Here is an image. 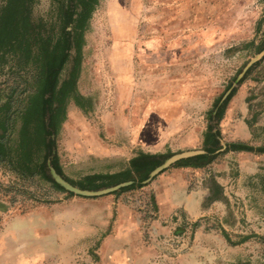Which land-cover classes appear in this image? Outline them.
Masks as SVG:
<instances>
[{
	"label": "rangeland",
	"instance_id": "1",
	"mask_svg": "<svg viewBox=\"0 0 264 264\" xmlns=\"http://www.w3.org/2000/svg\"><path fill=\"white\" fill-rule=\"evenodd\" d=\"M53 3L38 0L33 19L51 18ZM140 38L160 43L163 66L158 92L148 87L139 98L147 109L141 139L158 140L168 153L165 158L182 151L204 150L203 133L208 124L216 122L208 111L220 95L223 99L234 89L215 127L220 143L224 147L241 140L254 147L264 145V54L254 64L255 56L264 53V0H102L85 33L78 80V90L90 97L91 107L116 102L115 95L120 92L122 96V87L128 84L122 71L110 69V46ZM148 50H136L142 51L140 56L147 63L156 57L146 54ZM127 51L121 47L115 50L120 57ZM169 62L172 65L166 67ZM71 63L65 64L61 79ZM116 63L115 68L121 69V61ZM5 77L0 76L1 83ZM120 103L115 109L122 107ZM113 105L108 106L110 112ZM67 109L73 113L71 126L85 124L82 117H76L80 113L74 101H69ZM88 130L87 140H94L95 129ZM98 132L95 140L121 134V130L102 127ZM58 139L57 133L63 178L77 180L90 172L117 170L125 163L100 157H96L97 162H77L73 155L63 160L58 154ZM191 170L188 184L194 193L188 209H177L164 231L152 227L155 239L148 242L144 256L125 264H264V153L227 151ZM130 191L69 195L54 189L38 174L22 178L0 164V264H109L108 258L101 259L97 252L100 241L91 240L87 233H79L76 243L58 247L63 238L71 240L73 227L72 223L60 224L59 216L70 213L64 201L71 197L128 198L135 194ZM20 249L24 254L15 258ZM69 252L75 254L70 256Z\"/></svg>",
	"mask_w": 264,
	"mask_h": 264
},
{
	"label": "trees",
	"instance_id": "2",
	"mask_svg": "<svg viewBox=\"0 0 264 264\" xmlns=\"http://www.w3.org/2000/svg\"><path fill=\"white\" fill-rule=\"evenodd\" d=\"M37 1L2 0L0 4V76H6V88L0 85V164L22 178L38 174L54 189L73 195L53 179L48 165L64 176L55 138L66 115L67 100L72 98L82 108L89 107L76 91V79L84 32L98 0H54L51 18L33 19ZM70 60V69L61 79ZM233 90L223 99L220 95L208 111L210 119L216 122L208 124L203 133L205 152L180 159L173 167H204L227 151L264 153V145L254 147L241 140L228 142L224 147L220 143L215 127ZM167 155L139 151L119 171L87 174L77 180L64 178L82 189L131 181L113 192L118 194L145 185L150 171Z\"/></svg>",
	"mask_w": 264,
	"mask_h": 264
},
{
	"label": "crops",
	"instance_id": "3",
	"mask_svg": "<svg viewBox=\"0 0 264 264\" xmlns=\"http://www.w3.org/2000/svg\"><path fill=\"white\" fill-rule=\"evenodd\" d=\"M101 3L102 0H98L84 32L80 66L76 79V91L86 99L89 107L84 109L74 99H68L74 101L79 109L77 111L80 113L76 117H82L85 124L81 127L71 126L73 123L71 114L73 113L67 109L69 103L67 101L66 115L58 132L60 139L57 142V149L63 160L66 155H73L74 161L77 162L84 160L97 162L96 157L110 161H125L123 167L113 171L109 170V172H116L127 166L129 159L139 151L150 153L165 151L158 140L141 139L140 132L147 124V109L142 106L139 99L143 97V91H146L148 87H152L155 92H158V87L163 82L161 74L163 66L158 47L159 42L143 41L140 38L135 41L113 43L110 46L112 50L109 57L112 61L110 69L112 71H122V79L126 80L128 84L122 87L124 90L122 96L120 92L117 94L116 89H114L115 92L113 93L117 94L115 95L117 97L116 102L109 100L107 106L97 105L91 107L90 97L85 96L78 90V80L82 71L83 50L86 43L85 33L90 27L91 19L97 11L98 5H101ZM120 47L128 50L125 56L120 57L119 53L115 52ZM141 47L149 49L145 52L149 56L156 55L153 62L147 63L140 56L142 51L136 50ZM117 61H121V65H119L121 69L115 68L114 65L117 64ZM169 65H172V63L169 62L166 67ZM114 80L117 81L118 78H114ZM119 100L122 107L115 109V104H119ZM112 104L114 105L110 112L108 106ZM119 117L121 120H119ZM100 127L102 129L121 130V134L109 136L106 140H95L96 136L99 135L98 130ZM90 128L95 129V132L92 131V134L95 135L94 140H87L89 136L88 129ZM191 169H198V167L168 168L157 178L146 181L145 185L131 189L130 193H135L132 197L103 195L97 198L71 197L64 201V205L69 206L71 210L67 216L63 214L59 216V223H72L73 227L71 240H69L70 238H63V242L59 243L58 247H64L67 242H70V244H72V241L76 243L80 240L76 238L79 233H87L91 240L100 241L97 252L100 254L101 259L108 258L109 264L131 263L133 262L131 258L137 259L144 256L149 248L148 242L155 239L151 228H159L164 231L168 227L165 224L168 218L175 215L177 209L187 210L188 205L192 202L194 189L188 184L192 175L190 174ZM98 172L100 171L90 172V174ZM150 213H154L155 218ZM144 223L150 224L148 229L143 225ZM145 229L147 230L144 231ZM18 253L24 254L20 249L16 252L15 258L19 256ZM67 254L72 256L75 253L69 252ZM27 255H31V253ZM63 255L65 256L66 253H63ZM127 258L130 259L129 262H127Z\"/></svg>",
	"mask_w": 264,
	"mask_h": 264
},
{
	"label": "water",
	"instance_id": "4",
	"mask_svg": "<svg viewBox=\"0 0 264 264\" xmlns=\"http://www.w3.org/2000/svg\"><path fill=\"white\" fill-rule=\"evenodd\" d=\"M263 54L264 53L261 52L258 55H256L255 60L260 58V56H262ZM204 152H205V150H188V151L173 153L170 156L166 157L162 163H160L159 165H157L155 168H153L150 171L149 176L146 179V181L151 180L153 178V176H155L157 173H159L164 168L174 164L176 161L183 159V158L190 157V156H194V155H197L200 153H204ZM48 168H49L50 175L53 177V179L55 181H57L66 190L72 191L73 193L81 195V196H98V195H102V194H107V193L113 192L115 190H118L119 188L131 183V181H122V182H119V183H116L113 185L104 186V187H100L97 189H82V188H79V187L73 185L72 183H70L66 179H64L60 174H58L56 172V170L52 166L48 165Z\"/></svg>",
	"mask_w": 264,
	"mask_h": 264
}]
</instances>
